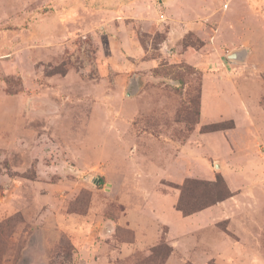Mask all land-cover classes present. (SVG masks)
Instances as JSON below:
<instances>
[{"label":"rangeland","instance_id":"374dc122","mask_svg":"<svg viewBox=\"0 0 264 264\" xmlns=\"http://www.w3.org/2000/svg\"><path fill=\"white\" fill-rule=\"evenodd\" d=\"M135 1L146 51L157 48L183 20L194 27L183 45L212 43L213 50L201 54L224 62L230 50L246 47V34L228 27L247 22L252 13L264 15V0L261 7L250 0H119L115 5ZM105 8L112 7L97 0H0V264H82L65 232L64 220L71 215L86 216L90 223L112 217L117 212L112 188L118 185L169 212L185 178L215 182L225 168L231 169L237 194L259 183L257 203L248 196L234 201L248 209L233 225L238 231L248 222L246 249L257 246L264 256V236L257 244L254 227L264 225V180L249 183L237 173L256 158L261 160L256 170L264 173V116H257L263 120L258 128L243 118L235 131L232 120L216 122L226 129L210 137L201 135L214 123L200 125L199 120L204 86L211 115L239 109L237 98L233 107L213 98L233 96L232 85L249 88L253 103L260 95L264 112V52H256L258 62L248 64L161 63L129 74L128 80L118 65L109 63L104 70L96 63L98 40L107 34V19L98 14ZM153 16L167 19L152 24ZM240 65L245 66L239 73L235 67ZM224 72L232 79L228 84L224 76L212 77ZM207 171L211 181L203 178ZM228 226L230 221L220 224L239 241ZM162 244H168L166 230ZM155 253L136 254L120 264H164ZM239 264H264V258Z\"/></svg>","mask_w":264,"mask_h":264},{"label":"crops","instance_id":"0c3cea01","mask_svg":"<svg viewBox=\"0 0 264 264\" xmlns=\"http://www.w3.org/2000/svg\"><path fill=\"white\" fill-rule=\"evenodd\" d=\"M97 1L110 4L112 7L105 8L107 10L98 13L100 17L104 16L107 19L103 22V28H105L107 34L98 40L96 62L100 63L104 70H107V64L113 63L119 66L118 71L122 72V75H131L134 72V76H136L139 70L153 68L161 63H196L195 65L199 68L201 63H230L216 60L214 57H210L208 60L203 57L201 53L213 50L212 43L206 42L198 47L194 45L185 47L183 43L186 37L194 31V27L190 28L187 26L188 23L183 20H178L182 22H177V24L172 26L167 38L157 48H150L151 51H146L138 33L140 27L138 20L142 19V15L138 11L137 1L127 7H119V0ZM250 1L252 6L261 7L259 0ZM69 16L73 17L74 15L70 14ZM151 19L153 20L152 24H154V21L167 19V17L153 16ZM245 20L247 22L242 20L239 24H231L228 29L246 34L244 41H246L245 48L249 50V55L245 63H257L258 60H254V57H256L254 54L256 52H264V15L260 17L252 13ZM127 23L130 25L129 29ZM136 24L138 26L135 27ZM227 26L228 24L226 28ZM232 51L230 50L229 52L231 53ZM261 63H264V61ZM244 66L240 65V67H235V69L240 73V71H243ZM130 75L128 80H130ZM209 76L211 78V75ZM223 76L226 84L232 80L228 73L225 72L222 73L221 77H212L220 80ZM232 87L234 89L233 96L225 95L224 93L213 95L215 100H225L232 107V99L237 98L238 100L239 109L236 111L233 108L227 109L226 115L223 116L222 114L211 115L213 112L209 114V111H207L209 105L206 104L204 86L200 99V125L232 120L235 123V128L232 131H235L246 121L243 118H248L249 125L255 128L259 127L258 125L263 120L258 119L257 116H264L259 104L261 96L259 95V98H257L258 103L255 101L253 103L255 98H252L249 88L238 89L235 85H232ZM238 110L241 115L240 118H236L239 115L235 114L236 112L238 113ZM214 115L219 116H217L218 118H211ZM213 133L223 135L221 132ZM213 133H203L201 137H210ZM224 142L227 144L226 139ZM254 160L251 159L252 163ZM260 162L261 160L256 158V161L252 164L253 166L237 172L240 175L239 178L250 181L249 183L253 180H264V173L256 170V167L261 164ZM207 172L209 175L203 178L211 181L212 173L210 171ZM222 175L228 181V186L235 195L222 203L208 207L193 215L185 217L176 209L180 196L179 191L172 211L168 212V209L160 204H157L156 207L152 203L147 204L145 196L136 197L133 192L131 193V190L127 192L125 185L123 188V185H118L112 188L114 191L112 202L117 208V212L112 217L104 216L100 222L90 223L88 221L89 218L86 216L71 215L70 218L64 220L65 232L68 233L71 244L78 253L79 261L82 264H120L123 261L127 263L136 254H146L158 246L163 241L165 230L167 243L173 248L172 254L165 264H228L229 260H231L232 264H239L245 259L263 260V253L258 250L257 246L256 249L251 251H248V248L246 249V238L250 237L248 235V228L250 227L248 222L242 223L238 231L233 225L236 216L243 212V209L245 211L248 209L243 204L241 206L238 205V209L234 201L238 199L240 202H244L246 196H248V201L257 203L256 197L258 198L261 193L260 189L256 188L259 183L253 182L252 184L256 185V187L254 186L246 191L242 190L241 193L237 194V187H234L235 185L232 184L229 178L232 175L231 169L229 168L228 171L225 168L222 170ZM159 197L162 198V195ZM1 202L3 203L2 198ZM172 219H175L176 227L175 223L172 224ZM225 221H230V226L227 229L238 234L240 237L239 241L233 240L220 228V224ZM254 227L257 229L256 243H263L264 225L257 223ZM107 228L112 230L111 235L107 234ZM55 229L56 227L54 226ZM99 237L105 240H99ZM106 238L110 239V243L107 242Z\"/></svg>","mask_w":264,"mask_h":264},{"label":"trees","instance_id":"16d2710c","mask_svg":"<svg viewBox=\"0 0 264 264\" xmlns=\"http://www.w3.org/2000/svg\"><path fill=\"white\" fill-rule=\"evenodd\" d=\"M210 126V128H208L209 126H204L205 133H213L226 129L222 123H214ZM177 189L180 191V196L176 209L185 217L222 203L235 195L228 187L223 176H218L215 182L186 179ZM161 244L162 242L151 250L154 251V254L158 251L155 257L165 264L171 256L173 248L169 244Z\"/></svg>","mask_w":264,"mask_h":264},{"label":"water","instance_id":"95a60500","mask_svg":"<svg viewBox=\"0 0 264 264\" xmlns=\"http://www.w3.org/2000/svg\"><path fill=\"white\" fill-rule=\"evenodd\" d=\"M249 55L248 49L234 50L227 55V60L234 63H242ZM219 169V165L216 166Z\"/></svg>","mask_w":264,"mask_h":264}]
</instances>
